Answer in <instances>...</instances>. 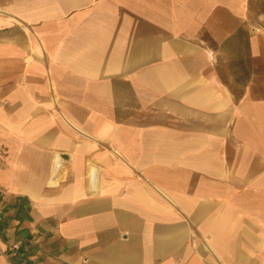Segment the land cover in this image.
<instances>
[{
  "label": "crops",
  "instance_id": "1",
  "mask_svg": "<svg viewBox=\"0 0 264 264\" xmlns=\"http://www.w3.org/2000/svg\"><path fill=\"white\" fill-rule=\"evenodd\" d=\"M0 237V264H264L258 0H0Z\"/></svg>",
  "mask_w": 264,
  "mask_h": 264
},
{
  "label": "rangeland",
  "instance_id": "2",
  "mask_svg": "<svg viewBox=\"0 0 264 264\" xmlns=\"http://www.w3.org/2000/svg\"><path fill=\"white\" fill-rule=\"evenodd\" d=\"M258 6L264 11V0H258Z\"/></svg>",
  "mask_w": 264,
  "mask_h": 264
},
{
  "label": "built area",
  "instance_id": "3",
  "mask_svg": "<svg viewBox=\"0 0 264 264\" xmlns=\"http://www.w3.org/2000/svg\"><path fill=\"white\" fill-rule=\"evenodd\" d=\"M0 242H1V237H0ZM11 248H12V249H18V248H19V244H18V243L13 244V245L11 246ZM10 264H14V263H10Z\"/></svg>",
  "mask_w": 264,
  "mask_h": 264
}]
</instances>
